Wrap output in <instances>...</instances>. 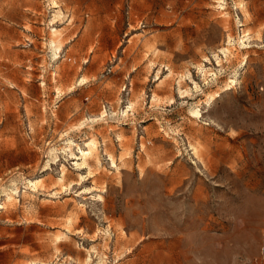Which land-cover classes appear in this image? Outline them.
I'll list each match as a JSON object with an SVG mask.
<instances>
[{"label":"rangeland","instance_id":"obj_1","mask_svg":"<svg viewBox=\"0 0 264 264\" xmlns=\"http://www.w3.org/2000/svg\"><path fill=\"white\" fill-rule=\"evenodd\" d=\"M263 224L264 0H0V264H264Z\"/></svg>","mask_w":264,"mask_h":264},{"label":"bare ground","instance_id":"obj_2","mask_svg":"<svg viewBox=\"0 0 264 264\" xmlns=\"http://www.w3.org/2000/svg\"><path fill=\"white\" fill-rule=\"evenodd\" d=\"M53 30V37H52V44H53V46H52V49H53V51H54V55L55 56H57L58 55V51H61V49H62V47H63V45H62V41H61V39L58 37V36H60V35H58V33H59V30L58 29H52ZM213 99V97L211 96V97H209L208 99H207V102L209 103L211 100ZM132 107H133V103H131L130 102V109H132ZM129 111V109L128 110H125V111H123V112H128ZM194 112V111H193ZM195 114H197V115H199L200 116V111H196V113H194V115ZM93 142V141H92ZM88 144H89V142H88ZM87 145V144H86ZM92 145V144H91ZM93 146V145H92ZM86 147V146H85ZM88 147V146H87ZM91 147V146H90ZM71 148V147H70ZM78 149H80V151H81V159L83 160V162L82 163H76L77 165H85V163L88 161V158H89V156L91 155V150H84V149H82V148H79L78 147ZM52 151V150H51ZM73 151V150H72ZM93 151V150H92ZM55 152V151H54ZM54 152H52L53 154H54ZM72 153V152H71ZM55 156V155H54ZM98 158V157H97ZM96 158V159H97ZM112 158V161L115 163V159H114V157L112 156L111 157ZM92 159H93V157H92ZM91 160V159H90ZM80 162V161H79ZM49 164V163H48ZM87 164V163H86ZM81 176V175H80ZM43 179H44V177H41V178H38V179H36V180H32V181H30V183L36 188L42 181H43ZM61 180L63 179V177H62V175H61V178H60ZM82 179V178H81ZM63 181V180H62ZM62 181H60V182H62ZM13 196H12V194L10 195V194H8V196H7V200H8V202L10 203V201L11 200H13ZM12 202V201H11ZM6 205V204H5ZM14 205H15V203H14ZM13 205V206H14ZM11 206H12V204H11ZM10 208V207H9ZM100 263L99 264H106V262H104L102 259H100V261H99Z\"/></svg>","mask_w":264,"mask_h":264},{"label":"built area","instance_id":"obj_3","mask_svg":"<svg viewBox=\"0 0 264 264\" xmlns=\"http://www.w3.org/2000/svg\"><path fill=\"white\" fill-rule=\"evenodd\" d=\"M260 257L264 259V224H263V232H262V239H261V246H260Z\"/></svg>","mask_w":264,"mask_h":264}]
</instances>
